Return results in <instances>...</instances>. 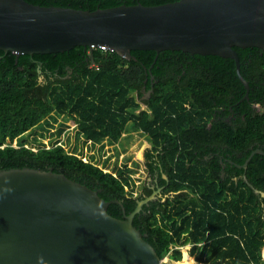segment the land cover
I'll return each instance as SVG.
<instances>
[{"label":"trees","instance_id":"16d2710c","mask_svg":"<svg viewBox=\"0 0 264 264\" xmlns=\"http://www.w3.org/2000/svg\"><path fill=\"white\" fill-rule=\"evenodd\" d=\"M25 1L39 6L93 11L121 4L155 6L178 0ZM235 50L240 74L248 82L247 99H243L246 90L235 73L234 61L214 55L134 50L131 55L135 60H127L115 52L94 48L91 62L88 48L81 46L62 53L22 54L17 58L0 50V170L51 168L99 190V196L105 201L118 200L122 207L111 203L107 212L122 218L123 212L130 213L137 200L143 198L126 190L134 185L126 164L115 168L113 173L105 172L98 165L83 162L77 155L65 152L61 146L44 148L40 145L32 151L23 146L25 142L21 136L55 113L73 119L85 142L96 144L106 140L113 144L133 121L136 128L150 133L156 146H161L157 161L153 154L146 153L145 165L151 170L157 163L163 165L168 181L159 176L160 183L166 185L167 194L172 193L165 201L159 198L150 202L149 207L143 205L132 222L146 235L145 240L159 258L168 256L179 261L181 251L176 247L189 244V254L201 264H264L261 254L264 219L259 222L253 190L241 180L239 186H234L231 181L228 187V182L221 179L222 167L217 158L210 162L203 160L208 149L202 146V139L225 142L234 149L247 148L254 142L264 143V113L258 114L251 108V104L264 105V49ZM170 56L188 60L198 69L199 77L193 76L183 90L177 86L175 77H164L166 59ZM38 65L44 76L49 72L64 75L68 65L72 78L62 80L56 76L58 85L51 87L50 82L41 85L36 80ZM148 69L156 83L151 87L149 100L143 102L138 99L143 95L141 88ZM211 77L214 78L212 86L208 80ZM209 96L212 101L225 104V112L213 121L211 131L202 124L203 116L208 118L211 115ZM140 103L151 109L150 118L145 111L140 115L134 113ZM185 103L190 106L188 110ZM235 105H240L244 119L238 116L240 124L230 125L222 116L228 113V106L234 108ZM197 108L209 112L197 111ZM157 122L167 127L164 135L153 128ZM192 128L198 133L197 138L189 135ZM61 131L59 128L57 133L60 135ZM159 138L163 144L159 143ZM14 140L17 141L16 147L11 145ZM195 140L200 148L198 154H194V148L185 153L179 150L180 146L186 148L189 143L195 146ZM246 153L249 154V150ZM256 158H252L245 173L254 186L258 183L254 171ZM244 160L245 157L239 162ZM258 161L264 167V160ZM143 189L147 194L148 190Z\"/></svg>","mask_w":264,"mask_h":264},{"label":"water","instance_id":"95a60500","mask_svg":"<svg viewBox=\"0 0 264 264\" xmlns=\"http://www.w3.org/2000/svg\"><path fill=\"white\" fill-rule=\"evenodd\" d=\"M104 47L127 60L134 50L182 51L232 59L235 48L264 49V0H178L121 4L93 11L0 0V50L62 53ZM1 58V56H0ZM93 190L51 168L0 170V264H165L133 218L151 195L122 218Z\"/></svg>","mask_w":264,"mask_h":264},{"label":"flooded vegetation","instance_id":"af4514ba","mask_svg":"<svg viewBox=\"0 0 264 264\" xmlns=\"http://www.w3.org/2000/svg\"><path fill=\"white\" fill-rule=\"evenodd\" d=\"M166 61H167V66L163 72L165 75L164 77H168V78H171L172 76L175 77L177 81V86L181 89L187 82H190L193 76L199 77L198 69L194 68L192 63L188 60L170 56L169 58L166 59ZM37 68H38L37 70L38 74H37L36 80L41 85L44 83H49V82H50L51 87L58 85V83L55 82L56 76H59L62 80L72 78V70L71 68H69L68 65L65 66L66 73L61 76L57 75L56 72H49L50 74L44 76L43 73L41 72L40 65H38ZM239 72H240V66H239ZM235 73H236V70H235ZM208 80H209L210 85L212 86L213 84H211V82L214 81V78L211 77V78H208ZM155 83H156V79L152 75L150 69H148L146 71V75L143 80V85L141 88L143 95L138 100L143 101V102H146L147 100H149L151 96V92H152L151 87H153ZM202 87H204L203 84H202ZM196 90L198 93L200 92V90H198V87H196ZM247 98L243 97V99H247ZM210 101L212 104L209 108L210 112L207 110L200 109V108L196 109L197 111H207L211 114L210 117L208 118L206 116H203L204 120L202 121V124L205 126V129L209 131H211L212 129L213 121L219 119V117H221L220 115L225 112V104L223 103L219 104L216 100L212 101L211 98H210ZM240 105H235L234 108L228 106V109L226 108L228 110V113L222 116L224 118V121H226L230 125H239L240 122L237 121V117L239 116L241 119H244V114L242 113V111H240ZM184 107L186 108V110L190 108V106L187 103L184 104ZM251 108L258 114L264 113V105L251 104ZM143 111L147 112L148 118L152 116L151 109L147 105H145V103L141 108L137 107L134 113H136L137 115L138 114L140 115L142 114ZM62 124L69 125V123L65 121L62 122ZM130 125H131L130 126L131 133L132 135L133 134L135 135L134 137H137V139L144 137L147 141L144 149L141 152V157L143 161V172L146 178H145V181L142 182L141 189L137 196L140 195L141 197H143L142 199H145L151 195H154L153 199L149 200L147 204H144L146 207H149L150 202H155L159 198L162 199V201H165L167 198H170L172 196V193L167 194V192L165 191L166 185H161L160 183L159 176H161V179H164L166 182L168 181V177H167V174L165 173L163 165L160 163H157V166L153 170L148 169V167H146L145 165L146 153L149 152L150 154H153L154 160L157 161L158 160V158H156L157 151L161 149V146L160 145L156 146L152 140V136L150 135V133L148 134V132H145L142 129L136 128L133 121H130ZM161 127L162 129H160ZM153 128L162 135H164V133L168 131L165 125L162 126L161 122L154 123ZM66 129L68 128L66 127ZM195 129L192 128V130L189 133L191 138L198 137V133L195 131ZM200 139H202V137ZM200 139H198L197 141H199ZM158 140L160 144H163L162 138H159ZM197 141L195 142V146H192L191 143H189L186 148L180 146L179 150L185 153V152L191 151L194 148L195 149L194 154L196 153L198 154V150L200 148L199 146H197V143H198ZM208 141L205 139H202V142H201L202 146L208 149L203 160L210 162L213 160L214 157L217 158L218 163L222 167L220 170L221 179L222 181L228 182L227 183L228 187L231 186V181L233 182L234 186L236 187L239 186L241 184L240 182L241 180L246 186H248L250 189L253 190L256 196L257 215L259 216V222H261L264 219L263 217L264 216V167L260 163H257V162H259L258 160H264V143L254 142L251 145H249L247 148L238 147L234 149L225 142H216V141L208 142ZM178 143H180V141H178ZM185 143H188V142H185ZM247 150H249V154L246 153ZM254 156H257L255 160V169H254L256 175H258L257 176V181H258L257 186L256 185L254 186L253 184H251L247 180L246 174H245L248 169V164L250 163V161L252 160ZM244 157H245V160L243 162H239V160H241ZM238 171H241L242 173L238 174L237 173ZM143 187H145L146 190H148L147 194L144 192ZM240 187L244 188L243 185H241ZM142 199H139V200H142ZM262 229L264 230V227ZM262 257L264 258L263 253H262Z\"/></svg>","mask_w":264,"mask_h":264},{"label":"rangeland","instance_id":"374dc122","mask_svg":"<svg viewBox=\"0 0 264 264\" xmlns=\"http://www.w3.org/2000/svg\"><path fill=\"white\" fill-rule=\"evenodd\" d=\"M144 104L140 103L139 108ZM67 122L69 125L63 124L62 122ZM72 119H68L64 116H57L52 113L47 116L46 119L41 120L40 124L35 126L32 130L27 131L21 136V140H24L27 148H38V146H43L44 148H49L58 140L62 141V148L65 152L75 154V155H87L90 162L98 165L99 168L103 169L105 172H114L115 168H121L124 164L130 169L131 179L133 180V187L127 188L128 191H133V196H137L142 186V182L145 181V175L143 172V161L141 157V152L145 147L146 139L127 134L121 136L116 143H110L105 141L103 143L96 144H86L83 142L79 136V132L72 128ZM74 126V125H73ZM66 127L68 129H66ZM62 128L61 134L59 135L57 131ZM130 125L124 129L123 133H129ZM57 140V142H56ZM146 141V142H145ZM55 142V143H54ZM17 141H12V146H14ZM17 145V144H16ZM87 151H86V150ZM93 151L94 154L89 156V152ZM181 251V257L183 255V250L189 254L190 245L186 244L183 246H177ZM264 255V246L261 250V254ZM190 255V254H189ZM192 256V255H191ZM192 259L196 264H201L196 262L194 256ZM165 264H173L168 256L162 258Z\"/></svg>","mask_w":264,"mask_h":264},{"label":"built area","instance_id":"2783aa9c","mask_svg":"<svg viewBox=\"0 0 264 264\" xmlns=\"http://www.w3.org/2000/svg\"><path fill=\"white\" fill-rule=\"evenodd\" d=\"M96 48H98V47H96ZM94 49V48H93ZM100 49L101 50H107L106 48H104V47H100ZM91 66H94L93 64L91 65ZM74 126H75V124H74ZM15 141V140H14ZM62 141H64V140H62ZM62 141H60V140H58V142H57V140H56V142L57 143H55L54 145H52V146H61L62 147ZM87 144L89 145V144H92L90 141H87ZM24 147H26L27 148V146H26V144H24L23 145ZM14 147H16V144L14 145ZM32 151H36L38 148H30ZM86 150V149H85ZM87 151V150H86ZM71 154V153H70ZM94 154V152L93 151H91V152H89V155H88V157L89 156H91V155H93ZM83 162H90L89 161V159L87 158V155H85V154H83V155H77ZM92 163V162H91ZM114 175V174H113ZM115 176V175H114ZM176 248H178V247H176Z\"/></svg>","mask_w":264,"mask_h":264},{"label":"bare ground","instance_id":"6f19581e","mask_svg":"<svg viewBox=\"0 0 264 264\" xmlns=\"http://www.w3.org/2000/svg\"><path fill=\"white\" fill-rule=\"evenodd\" d=\"M173 264H196L192 259V256L189 255L185 250H183L182 258L179 261H174Z\"/></svg>","mask_w":264,"mask_h":264},{"label":"crops","instance_id":"0c3cea01","mask_svg":"<svg viewBox=\"0 0 264 264\" xmlns=\"http://www.w3.org/2000/svg\"><path fill=\"white\" fill-rule=\"evenodd\" d=\"M71 119V118H70ZM73 120V119H72ZM74 121V120H73ZM72 124V128H75L76 130H77V123L74 121V122H72L71 123ZM75 124V126H73ZM129 125H130V123H128ZM128 126V125H127ZM131 126V125H130ZM127 134H129V135H131V136H133L132 135V133H131V128H130V131H129V133H126V134H124V133H122L121 134V136H124V135H127ZM80 137H81V139L83 140V142L84 143H86L87 144V142H85V139L81 136V135H79ZM120 136V137H121ZM119 140V139H118ZM106 140H103L101 143H103V142H105ZM146 142V141H145ZM92 143V142H91Z\"/></svg>","mask_w":264,"mask_h":264},{"label":"clouds","instance_id":"9594fccd","mask_svg":"<svg viewBox=\"0 0 264 264\" xmlns=\"http://www.w3.org/2000/svg\"><path fill=\"white\" fill-rule=\"evenodd\" d=\"M39 264H44L43 259H39Z\"/></svg>","mask_w":264,"mask_h":264}]
</instances>
